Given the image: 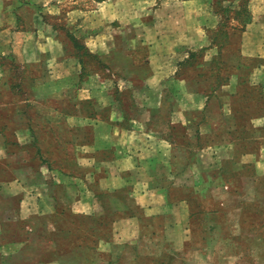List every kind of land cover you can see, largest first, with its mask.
Returning <instances> with one entry per match:
<instances>
[{
	"label": "crops",
	"instance_id": "obj_1",
	"mask_svg": "<svg viewBox=\"0 0 264 264\" xmlns=\"http://www.w3.org/2000/svg\"><path fill=\"white\" fill-rule=\"evenodd\" d=\"M210 2L22 0L6 6L0 71L11 72V64L19 61L28 79L34 67L49 73L51 82V72L66 74L47 86L55 90L47 100L56 104L39 131L55 138L62 160L71 153L79 173L60 170L57 179L28 180L30 191L20 204L23 239L3 240L0 218V253L6 246L32 249L24 236L40 221V264H63L62 258L79 264L82 251L88 264H116L124 256L164 264L264 261L245 252L249 242L232 239L235 232L245 233L246 206L263 196L264 111L248 113L238 104L240 87L252 102L264 104V87L254 79L264 70V0H250L251 20L237 36L238 58L259 63L248 70L241 65L248 72L245 80L240 70L226 78L222 72L206 75L192 63L201 55L205 65L212 54L205 47L207 34L220 20ZM4 7L0 2V21ZM50 14L68 27L54 25ZM80 33L86 40L84 56L69 54L65 40L80 41ZM11 45L20 46L21 61ZM138 48L145 50L139 59L147 60L143 77L125 76L117 83L108 78L117 66L113 59L127 69L137 66ZM255 90L257 96L251 95ZM252 139L257 147L241 151L239 143ZM39 148L42 154L48 150ZM248 185L251 191L245 190ZM52 217L62 224L52 228ZM78 230L87 231L91 241L75 244Z\"/></svg>",
	"mask_w": 264,
	"mask_h": 264
},
{
	"label": "rangeland",
	"instance_id": "obj_2",
	"mask_svg": "<svg viewBox=\"0 0 264 264\" xmlns=\"http://www.w3.org/2000/svg\"><path fill=\"white\" fill-rule=\"evenodd\" d=\"M21 1L22 0H0L1 5L5 6L1 11L0 30H3L5 26V23L1 24L2 21H5V18H9V16H6V6L11 3H17V5H19ZM44 1L52 4L54 0ZM209 2L211 3V9L215 11L217 17L220 20V23L214 29L215 31H210L207 34V42L205 47H207L208 50H212V54L208 55V62H205V65L204 63H200L202 59L201 55L193 56L192 63L193 65H197V68L201 71H204V74L206 75H219V73L222 72L224 75H226V78L240 70V75H242L241 80H245L248 72L246 69L242 68L241 65H244V63L248 65V70L259 64L258 61H246V59L243 60L242 57L238 58L240 50L237 36L241 35L243 30H245L247 25H244V23L247 22L249 18H251L252 8L250 6V0H209ZM52 14L50 15L54 25L57 24L60 28H62L64 25V27H68L66 24H64V20L61 22L56 21V17L52 16ZM69 26L72 25L70 24ZM76 28L79 31L77 26ZM59 32L60 31H58V33ZM229 34L233 35L232 40L228 37ZM77 36L80 37V41H73V39H70V37L65 40V46L69 51V54L83 53V48L85 47L84 43H86V40L81 33ZM16 42L17 45H23L22 38L19 40L17 39ZM36 42L39 44V41ZM6 43L7 42H5V44ZM20 46H10L12 48L16 47L15 50H17L16 55H18V58L20 57V53L18 54V48ZM33 47L35 46L33 45ZM136 54H138L136 58L137 60H135L137 61V66H133L130 69H127V67L124 68L118 59H113L111 63L112 66L113 64H117V66H113L116 69H113V71L111 70L113 73L108 78H111L115 83H117L121 77L125 76H132L135 78V81L140 80L146 72L144 69L147 68V60L145 58L139 59L140 54H145L144 49L138 48L136 50ZM81 56H84V53ZM19 60L21 61L20 58ZM16 62V64H11L14 67L11 72L7 73L6 71H0V146L2 147L0 149V218H2V221L5 225L3 240L12 241L23 239V237L21 238L19 235L18 229L19 224H23L20 216L22 214L21 212L23 211L20 204L23 203L22 194H27L30 191L29 189L31 186L28 184V180L33 182L30 179H57V175L61 174L60 170H65L64 174L79 173V171L75 169L73 164L70 162L71 153L66 152L65 159L62 160V152L60 153V151H58L55 138L53 139V137H47L46 139L43 137V135H41L42 130L39 131L40 124L46 123L45 119H47V113L53 112V107L55 108L56 104L54 101H52L53 98L50 99L51 102L50 100H47L49 95L55 93V90L51 91L50 87L48 88L47 86H55V79L66 74L51 72V75L54 79L52 80L53 82H51L49 73H40L34 67L31 71L32 79H28V72H23L20 67L21 63L19 61ZM5 64H7V62H5ZM246 65L244 67H247ZM202 66L206 67L203 68ZM1 67L2 66L0 64V68ZM243 69L245 71H243ZM37 79H39L38 82H36ZM254 79L257 83L261 81L259 85L264 87V70L258 71L254 76ZM45 87H47V89H44ZM202 87L207 88L205 84L202 85ZM242 88L243 87H240L239 94L241 95V101L239 102L238 107H245L249 109L248 113L256 109L257 111H264V104H259L256 102L257 100H253L252 102L249 94H242ZM263 92L261 91L262 97H264ZM250 94L257 96L256 90L255 93L252 91ZM244 102L247 104H244ZM249 132H251V130H249ZM256 142L257 141L255 139L246 140V142H240L238 147L241 149V151L244 148L247 150H253L255 147H257L255 144ZM39 145H42V147H47L48 150L42 154ZM46 164H48L49 167ZM259 171L264 173V162L262 163V167L259 169ZM246 172L251 173L252 170L247 169ZM13 179H16L15 183ZM260 179L264 180L263 176L260 177ZM35 181L37 183L38 180ZM36 183H34L32 187L34 186L35 190L38 192L39 185H35ZM224 186H226V184ZM237 187L240 189L238 184ZM247 189L248 191H251L252 188L250 185H248L245 190ZM261 192L264 195V185L262 186ZM235 217L236 216L234 214L231 216L233 221ZM242 221L244 223L243 225L245 228V233L240 236L239 232H235L233 233L232 239L235 241H239L240 239L245 240L247 244L249 242V246L245 248V252H247L248 255L252 254L258 256L261 260L264 259V245L261 246V243L255 240L262 239L264 242V197L263 200H259L255 204L246 206ZM192 222L195 227H198V220L193 218ZM51 223L52 228H54L55 225L57 226L58 224H62L59 223L55 217L51 218ZM84 223L85 221L80 222V224ZM39 224L40 221L31 223L32 231L28 236H24V239L32 241V249L27 248L18 252L17 247L15 248L6 246L1 250L2 252L0 253V261H2V263L5 262L6 264H40L44 250L40 248L39 244L41 240H43L41 239L43 236V230ZM21 226L22 225H20V227ZM20 229L22 230V227ZM86 232L87 231L83 230L76 231L77 235L79 236L74 237V243L77 244L79 241L89 243L91 240L86 236ZM44 238L48 242L50 240H54L53 238L48 237V235H44ZM196 239H199V237H195L194 240ZM29 250H33V252L29 254ZM28 255L29 257H27ZM105 255L106 256H104V258H107V254ZM61 258L62 256H60V259ZM62 260H64L63 264H71L68 263L70 262L69 259H67V263L65 262V258H62ZM100 260H102V258L98 257L96 262L99 263ZM249 261L250 259L246 258L241 264H264V261L256 263H249ZM79 264H88L86 251H82L79 254ZM116 264L164 263L162 261H158L157 259H151L148 257L142 258V260L139 261H133L131 257L124 256L120 261L117 260Z\"/></svg>",
	"mask_w": 264,
	"mask_h": 264
},
{
	"label": "trees",
	"instance_id": "obj_3",
	"mask_svg": "<svg viewBox=\"0 0 264 264\" xmlns=\"http://www.w3.org/2000/svg\"><path fill=\"white\" fill-rule=\"evenodd\" d=\"M250 20H251V18H249V20H248L247 22H245L244 25H247V24L250 22ZM263 197H264V195L261 197L260 200H263ZM249 255H250V254H249Z\"/></svg>",
	"mask_w": 264,
	"mask_h": 264
}]
</instances>
